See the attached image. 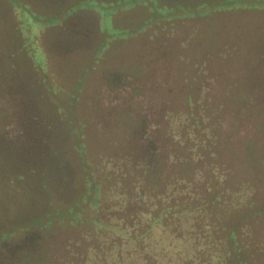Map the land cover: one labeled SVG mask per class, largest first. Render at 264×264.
<instances>
[{
  "label": "rangeland",
  "instance_id": "1",
  "mask_svg": "<svg viewBox=\"0 0 264 264\" xmlns=\"http://www.w3.org/2000/svg\"><path fill=\"white\" fill-rule=\"evenodd\" d=\"M28 254L264 264V0H0V264Z\"/></svg>",
  "mask_w": 264,
  "mask_h": 264
},
{
  "label": "trees",
  "instance_id": "2",
  "mask_svg": "<svg viewBox=\"0 0 264 264\" xmlns=\"http://www.w3.org/2000/svg\"><path fill=\"white\" fill-rule=\"evenodd\" d=\"M219 198V195H217V196H215V201H217V199ZM191 207V206H190ZM168 209V210H167ZM166 210H162V212H161V215L164 213V212H169V213H173L172 211H177V209H185V206L184 207H182V208H180L179 206L178 207H174V208H167ZM193 210H195V208L193 209ZM187 212L188 211H183L182 213H185V214H187ZM184 215V214H183ZM157 218H161V216L159 215V216H157ZM171 251H173V250H168L165 254H170L171 253ZM143 256V255H142ZM16 260H19V262H18V264H36L37 262H36V260L33 258V256L31 255V254H28L27 256H20V257H17L16 258ZM21 260V261H20ZM23 260V261H22ZM162 262V261H161ZM158 263V262H157ZM99 264H101V262H99ZM118 264H121L120 263V261H119V263ZM159 264V263H158Z\"/></svg>",
  "mask_w": 264,
  "mask_h": 264
}]
</instances>
